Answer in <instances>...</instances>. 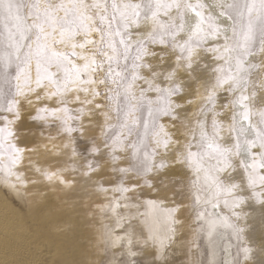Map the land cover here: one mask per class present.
Wrapping results in <instances>:
<instances>
[{
  "label": "snow or ice",
  "instance_id": "6c2138e0",
  "mask_svg": "<svg viewBox=\"0 0 264 264\" xmlns=\"http://www.w3.org/2000/svg\"><path fill=\"white\" fill-rule=\"evenodd\" d=\"M0 190L78 264H264V0H0Z\"/></svg>",
  "mask_w": 264,
  "mask_h": 264
},
{
  "label": "rangeland",
  "instance_id": "374dc122",
  "mask_svg": "<svg viewBox=\"0 0 264 264\" xmlns=\"http://www.w3.org/2000/svg\"><path fill=\"white\" fill-rule=\"evenodd\" d=\"M0 195H2L13 206V208L16 209L17 213L19 214V217H16L17 214H14V216L13 215L11 216L12 218L11 217L7 218V219H11L9 220L12 221L11 225L15 227V225L17 224L16 225L17 229L22 227L20 228V230L22 229L21 230L22 233L20 231V234H22V238L17 239V234H15V232L12 231L14 233V236L8 233L5 234L6 236L12 238V239L10 238L11 243L0 246V250L1 247L5 246L4 248L7 249L6 250L7 253L8 254L10 253L9 256L11 255L10 259L11 257H17L20 259L19 260L20 264H31V263L36 264L39 262V260L40 262L38 264H78V261L81 259L80 248H79V241H80L79 234H74L71 236L53 234L51 230L39 226L40 222L42 221L38 217H36L38 220L37 221L38 223L37 222L36 223L38 225L34 223L33 220L36 218L34 216H29L28 214H26L21 209L17 201L13 199L10 195L6 194L5 191L0 190ZM46 225L50 229V226L47 223ZM22 239L25 240V242H22ZM18 242H20L21 246L18 244ZM13 247L15 249H13ZM9 249L11 250V252L9 251ZM13 250H15L14 251L15 253L13 252ZM27 250H29V252ZM21 251H23V253ZM29 253L32 255H30ZM29 257L31 260L29 259ZM33 258L34 259L36 258L35 261ZM8 261H9L8 263H10V260Z\"/></svg>",
  "mask_w": 264,
  "mask_h": 264
},
{
  "label": "bare ground",
  "instance_id": "6f19581e",
  "mask_svg": "<svg viewBox=\"0 0 264 264\" xmlns=\"http://www.w3.org/2000/svg\"><path fill=\"white\" fill-rule=\"evenodd\" d=\"M14 214H17L16 215V217H19V214L17 213V211H16V209L15 208H13V206L2 196V195H0V246H2V245H6V244H9V243H11V241H10V238L11 237H9V236H6L5 234H12V236H14V233L13 232H15V234H17V239H20V238H22V234H20V231L22 230H20V228H22V227H20V228H18L17 229V224L15 225V227L14 226H12L11 225V223H12V221H9V220H11V219H7L8 217L10 218L12 215L14 216ZM35 217V216H34ZM12 218V217H11ZM36 218V217H35ZM32 219H33V217H32ZM15 220V219H14ZM13 220V221H14ZM17 221V220H16ZM38 220H37V218L36 219H34L33 220V222L34 223H36ZM38 223V222H37ZM36 223V224H37ZM38 225V224H37ZM35 226V225H34ZM39 226L40 227H42V228H47L48 230H50L49 229V227L46 225V223H44L43 221L42 222H40V224H39ZM38 227V226H37ZM25 228V227H24ZM17 229V230H16ZM26 229V228H25ZM13 231V232H12ZM19 231V232H18ZM24 232V231H23ZM21 233H22V231H21ZM12 239V238H11ZM16 239V240H17ZM61 239V238H60ZM27 240V239H26ZM30 240V239H29ZM22 242H25V240H23L22 239ZM52 243V242H51ZM18 244L21 246V244H20V242H18ZM42 244V243H41ZM49 244V243H48ZM13 245V244H12ZM16 246V245H15ZM14 246V247H15ZM49 246V245H48ZM5 246H3V247H1V250H0V264H20V262H19V258H17V257H11V259H10V256H9V254L7 253V249L6 248H4ZM13 247V249H15ZM17 247V246H16ZM51 247V246H50ZM2 248H4V249H2ZM12 249V248H11ZM49 250V249H48ZM9 251L11 252V250L9 249ZM15 250H13V252H14ZM19 251V250H18ZM28 252H29V250H27ZM22 253H23V251H21ZM15 253V252H14ZM12 254V253H11ZM30 254V253H29ZM16 255V254H15ZM20 255V254H19ZM18 255V256H19ZM30 255H32V254H30ZM34 255V254H33ZM49 255V254H48ZM21 256H23V255H21ZM25 256V255H24ZM35 256V255H34ZM3 257V258H2ZM40 257V256H39ZM2 259V260H1ZM29 259H30V257H29ZM34 259V258H33ZM36 259V258H35ZM35 259H34V261H35ZM39 259V258H38ZM8 260H10V263H8L9 261ZM31 260V259H30ZM37 261V260H36ZM39 262H40V260H39ZM38 262V263H39ZM29 263V262H28ZM36 263V262H35ZM38 263H36V264H38ZM32 264V263H31ZM34 264V263H33Z\"/></svg>",
  "mask_w": 264,
  "mask_h": 264
}]
</instances>
